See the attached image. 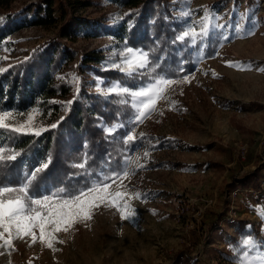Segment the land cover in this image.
<instances>
[{"label":"rangeland","instance_id":"374dc122","mask_svg":"<svg viewBox=\"0 0 264 264\" xmlns=\"http://www.w3.org/2000/svg\"><path fill=\"white\" fill-rule=\"evenodd\" d=\"M170 1L185 31H199L206 16L211 27L206 39H198L194 71L176 79L167 99L134 127L136 145L123 161V170L129 168L132 174L122 184L123 190L143 198L129 201L135 216L122 220L115 209L97 207L91 220L58 233L61 242L52 249L39 241L33 243L30 237L14 240L11 249L0 248V264H168L184 248L192 251L193 264H243L245 257L251 260L264 254L261 247L245 249L243 241L255 239L232 237L233 229L223 222L227 218L251 220L264 237V201L258 203L256 191L240 184L264 165V0ZM38 2L12 4L11 13L26 12L27 26L5 39L0 73L51 41L74 55L63 61L58 74L59 79L71 81V92L50 99L62 105L60 111L45 114L35 105L28 111H12L18 115L7 121L17 126L34 114V128L45 130L57 124L83 90L106 95L108 89L120 85L104 86L101 78L84 69L91 65L116 69L113 65L122 63L128 48L119 50L116 38L108 33L90 37L82 27L64 36V18L43 27L31 25L40 17ZM86 3L76 18L90 20L94 26L103 23L115 31L122 27L125 10L118 5L108 0ZM55 11L60 17L59 0ZM211 35L218 38V44L213 55L206 56ZM196 43L190 42L191 47ZM93 55L101 58L99 62L86 64ZM136 157L140 158L137 164L125 163ZM261 176L262 187L264 171ZM221 216L222 224L210 228Z\"/></svg>","mask_w":264,"mask_h":264},{"label":"trees","instance_id":"16d2710c","mask_svg":"<svg viewBox=\"0 0 264 264\" xmlns=\"http://www.w3.org/2000/svg\"><path fill=\"white\" fill-rule=\"evenodd\" d=\"M15 1L0 0V50L8 36L27 26L23 18L26 12L10 11ZM86 1L59 0L60 17H56V0H40L36 4L40 17L31 25L43 27L64 18L65 29L61 31L64 36H67V31L77 32L82 27L90 37H100L104 33L113 35L119 50L125 47L150 53L152 66L144 74L131 77L117 69L85 67L84 71H91L101 78L104 86L119 83L124 87H139L150 82L149 74L179 79L194 71V54L200 47V41L192 48L190 42L176 39L185 28L174 15L170 0H108L125 10L122 27L117 31L103 23L94 26L90 20L76 18L78 9L88 6ZM207 43L206 56H212L218 38L211 35ZM73 57L71 52L60 47L58 41H51L0 73V110L23 112L38 105L45 114H56L62 105L58 102L53 104L50 99L64 98L71 92V81L59 79L58 74L63 68V61ZM89 58L92 59H87L86 64L101 59L95 55ZM121 99L126 98L83 90L58 120L56 127L43 130L39 136L0 132V143L6 154L8 151L19 153L14 161H5V166L0 168V182L18 186L25 173L47 163V168L39 172L32 182L31 195L42 197L60 189H64L67 195L84 189L101 176L123 171V161L136 143L129 146L123 143L124 134L131 128L133 113L130 104L121 103ZM108 129L115 130L108 135ZM81 163L86 167H76ZM263 171L264 165L240 183L244 188L250 186L256 191L258 203L264 201V188L260 181ZM222 221L221 216L210 223V228L222 224ZM223 222L233 229L232 237L249 236L264 251V237L259 226L251 220L227 218ZM231 241L235 242L234 239ZM193 262L192 251L184 248L177 251L168 264Z\"/></svg>","mask_w":264,"mask_h":264},{"label":"snow or ice","instance_id":"6c2138e0","mask_svg":"<svg viewBox=\"0 0 264 264\" xmlns=\"http://www.w3.org/2000/svg\"><path fill=\"white\" fill-rule=\"evenodd\" d=\"M209 17H205L200 24V30L189 28L176 39L182 42L195 44L198 39H206L210 31ZM152 66L150 53L145 50L126 49L123 53L122 63L114 64L113 67L127 76L144 74ZM238 70H250L238 65H230ZM150 82L140 87H124L115 85L108 89L106 95H116L121 99V103L130 104L132 109L130 129L123 136V143L129 146L137 139L134 127L143 122L145 118L155 112L157 104L166 100L168 91L178 83L174 78L149 74ZM185 82L187 80L185 79ZM17 113L11 110H0V132L11 134H32L39 136L43 129H35L33 126L34 114L27 116L25 123H18L17 126H10L7 121L14 119ZM122 126V125H121ZM56 127V125H52ZM113 129H108L107 134L111 135ZM18 152L8 151L7 154L0 145V168L5 166V161H14ZM148 152L144 153L147 158ZM127 160L125 163L135 165L139 161ZM48 164L33 169L30 173H25L18 186H11L0 182V248L11 249L16 239L31 238L33 243L39 241L52 249L57 240V234L67 232L76 223L91 220L93 210L104 206L113 208L122 220H130L135 216V210L131 207L130 200L143 199L139 193L132 195L123 190L122 181L132 174L129 168L123 171L114 172L100 179L79 191L65 194L64 189L55 193L36 197L31 195V185L39 172L47 168ZM143 167V165H139ZM76 167L84 168L86 164L81 163ZM119 182V183H118ZM117 185L116 190H112L113 185ZM38 231V236H37ZM245 249L259 248L260 246L252 239L243 241ZM243 264H264V254L258 255L249 260L244 258Z\"/></svg>","mask_w":264,"mask_h":264},{"label":"built area","instance_id":"2783aa9c","mask_svg":"<svg viewBox=\"0 0 264 264\" xmlns=\"http://www.w3.org/2000/svg\"><path fill=\"white\" fill-rule=\"evenodd\" d=\"M7 111V110H6ZM262 157H263V159H264V151H263V153H262ZM264 187V183H262V188ZM251 192L252 191H254V190H250Z\"/></svg>","mask_w":264,"mask_h":264}]
</instances>
